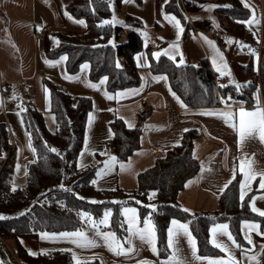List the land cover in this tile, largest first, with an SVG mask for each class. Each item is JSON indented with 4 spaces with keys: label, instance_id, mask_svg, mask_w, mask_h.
<instances>
[{
    "label": "crops",
    "instance_id": "1",
    "mask_svg": "<svg viewBox=\"0 0 264 264\" xmlns=\"http://www.w3.org/2000/svg\"><path fill=\"white\" fill-rule=\"evenodd\" d=\"M71 1L19 0V3H25L31 7L32 14L37 12L42 18H26L29 25L26 36L22 40L21 50L5 47L0 41V85L2 87L0 92V122L5 121L7 123L10 139L15 150L12 185L14 183L17 186L16 190L26 187L28 175H25V171L28 173L29 165L36 159V154L28 147L31 137L27 135L29 132L25 127L22 111L28 105L35 107L43 112L46 126L51 133H56L58 128L56 115L51 110L50 85L57 87L60 91L62 88H66V93L73 97L75 103L80 97H90L92 99L93 109L91 113L94 116V120L91 126H89L87 117L86 133L88 136V150L85 151L84 143L82 150L84 155L81 156L80 153L78 158V163L82 165L78 167L80 171L91 167L96 168L97 171L104 168V162L112 156L117 158L112 143L113 133L110 127V123L114 118H120L128 128H134L138 125L139 115L143 114L147 108L150 107L151 109L150 115L143 125L140 149L135 151L127 161L117 160L110 168L104 169L100 176L96 175L94 186L104 194V199L98 202L106 201L107 196L112 192L117 195L115 197L120 195L126 199L125 193L138 190L139 174L151 168L158 158L164 157L169 149L178 145L185 133L183 131L185 128L199 131V136L194 140L193 153L204 169L202 172L200 168L198 174L186 183L187 186L185 185L178 195V201L182 205V208L188 209L187 212L190 214L201 215L220 208L221 195L227 188L225 185L228 186L234 180L233 177H236L240 173L239 161L245 155L254 160L253 166L255 168L264 170V143H261L258 138H251L243 145H238L237 132L229 124H226L219 116L203 114L206 111H224L226 109L224 103L222 106L216 108L191 109L182 107L171 94L174 91L166 75V80H153L154 76L164 74H154L150 71V61L146 52L148 47H151L154 52H158V50L156 51L157 48L163 47L159 49L161 51L167 49L172 43H178L179 48L174 53L177 58L175 61H180V54L182 53L185 65L200 66L203 62H208L219 78H226L230 83L231 77L228 73L230 72L231 74L233 72L238 82L237 84L240 85L243 83L240 67L250 61L252 56L250 48L258 53L259 60L255 56L258 64L260 61V49L264 46V0H241L244 5L247 3V7L251 11L250 19L254 17L255 21H258V23H246L248 32L253 35L255 42L258 44L257 49L237 35L229 33L227 39L221 42L212 38L203 30L204 25L226 29L224 23H222L223 20L218 16L216 10L218 8H229L233 0H182L185 11V18L183 20L165 10L164 6L169 0L167 2L165 0H158V12L161 18H155V29L163 43L158 46L157 44H152L151 40L143 38L144 50L135 56L136 65L140 70L141 83L137 87L125 89L135 90L134 93L114 99H108L105 95L107 93L115 97L117 93H110L108 91L107 80L102 84L100 83L102 78L98 81L91 80L90 63H82L76 73L68 71L67 59L60 61L58 64L46 63V61H59L61 57H51L49 54L51 50L59 45V34L83 35L88 31L86 19L74 17L67 11V5ZM122 5L123 1L120 5L118 4V7L121 8ZM207 5H215V7L208 8L206 7ZM166 14L174 15L180 20L184 31L180 35L179 40L176 37L177 29L165 18ZM5 19L4 22H7L10 18ZM23 19L25 20V18ZM139 19L142 20L143 27H145L143 19ZM79 20H83L84 24L76 22ZM43 26L49 28V33L41 36L40 42L36 43L35 36L41 32ZM203 37H207L213 41L215 47L223 54L224 63L227 65L224 68L226 73L224 76H221L213 66L212 59L215 53ZM123 38L124 36L121 35V41ZM62 56L67 57V55ZM84 64H87L89 67L82 69L81 66ZM70 76L78 77V79H68L67 77ZM89 82L96 84L97 87H90ZM28 84L32 85V90L27 88ZM46 89L47 92L45 91ZM258 90L262 106H264L262 90ZM118 92H124V90ZM228 104L232 105L231 110L233 111H237L240 107V101L233 99L229 100ZM243 107L248 110L254 108L246 107L244 103ZM109 109L112 110L109 111ZM129 125L132 127H129ZM109 130H111V133ZM129 161L131 162L130 166H128ZM121 163L125 165L123 170L121 169ZM17 164L20 165L19 171L16 167ZM259 180L260 177L257 176L255 180L250 182L245 196L251 191H255L250 203L254 202L258 209L264 210V198H262L264 197V189L259 187ZM229 181L231 182L229 183ZM253 198H255L254 201ZM108 208L112 210L111 207ZM123 208L137 209L140 227H143V221L137 207L123 205ZM255 213L259 215L258 212ZM122 216L126 228L123 236L118 235L110 225L107 226L108 229L106 230H102L100 227L99 230L113 231L116 233L117 238L123 242L129 234L127 232L128 224L126 223V217L124 214ZM245 221L258 224L259 229L249 230L244 224ZM219 224L227 223L215 225ZM188 229L192 234L189 225ZM79 230L86 232L89 237H94L97 240V246L82 249L68 240L41 239L40 233L22 234L6 242L12 248L26 250L28 254L29 250L36 252L37 255L35 256L29 254L32 257L53 254L55 252L66 253L71 259L73 252L82 259L94 255L96 259L89 261V263L94 264H101V261H103V264H136V261L141 259H147L155 262V264H160L172 252V249L168 248L169 254L167 256L156 255L151 251V247L147 243H142L134 238L133 242L137 246L136 252L127 256H118L109 251L103 240L95 235V230L92 227L85 228L82 226ZM228 231L231 232L229 225ZM240 231L243 243L240 244L235 239L242 246L240 248L233 246L231 241L227 239V236L219 232L215 238L217 241L230 247L232 254L239 261V264H250L249 257L252 255L256 256V260L251 261V264H257V262L258 264H264V252H261V245H264V235L259 234V232L264 231V226L256 220H244L241 222ZM246 235L251 238L252 244L248 243ZM124 246L128 247L127 244ZM175 246L179 248L180 255L189 264H207V261L193 260L187 237L183 234L182 230L175 237ZM212 246L214 245L212 244ZM156 247L158 249L157 239ZM22 249L20 250L22 251ZM42 249H47V251L42 252ZM61 249L66 250L61 251ZM197 249L198 255H200L198 244ZM218 250L222 253L220 256L209 257H227V253L222 252L220 249ZM242 253H248V255L246 256ZM72 262L74 263L73 260ZM0 264H17V262L7 249L0 247Z\"/></svg>",
    "mask_w": 264,
    "mask_h": 264
},
{
    "label": "trees",
    "instance_id": "2",
    "mask_svg": "<svg viewBox=\"0 0 264 264\" xmlns=\"http://www.w3.org/2000/svg\"><path fill=\"white\" fill-rule=\"evenodd\" d=\"M122 1L117 0V4L120 5ZM182 4V0H169L164 8L183 20L185 11ZM67 11L74 17L86 19L88 31L83 35L59 34L60 43L49 52L50 56L67 55V69L70 73H76L82 63H90L91 80L98 81L107 77L110 93L139 86L141 76L135 56L144 50L141 34L137 31L128 32L121 41L124 28L114 27L110 23L103 24L102 21L112 16L111 5L107 0H72L67 5ZM216 13L229 33L257 49L258 44L244 23L250 19L251 11L241 0H233L229 8H218ZM125 22L136 29L143 28L142 20L135 16L127 15ZM112 38H115V44L109 43ZM146 52L150 71L166 75L171 88L188 108L220 107L223 104L220 101L222 96H230L235 101H242L246 107H254L258 89L262 90L264 97V46L260 49L259 64L252 55L250 61L240 67L243 83L239 90L226 78H219L208 62L200 66L178 64L167 56L156 59L152 56L154 51L151 47ZM118 59L122 60V66L117 67ZM1 88L0 85V92ZM50 88L51 110L58 123L56 133L48 130L42 111L30 105L22 111L25 127L36 149V159L28 167V180L24 189L12 191L15 150L7 123L0 122V214L8 217L0 220V233L6 241L22 234L75 231L82 227V211L99 219L108 207L113 209L111 227L123 236L126 229L121 211L123 205L137 207L142 221L149 212L152 213L159 255L162 257L169 254L167 230L173 218L190 226L202 256L222 254L210 243L209 230L215 224L227 223L240 244L243 243L240 231L242 221L256 220L264 226V216L256 214L249 206L255 191L247 194L244 201L239 198L240 173L222 193L218 210L194 215L182 208L178 195L201 168L200 161L193 153L194 140L199 136L196 129L185 132L178 145L169 149L164 157L158 158L151 168L139 174L138 190L125 193L126 202L88 201V198L104 199L103 192L91 183L96 177V168L80 171L77 167L84 148L87 117L93 109L92 99L80 97L75 103L70 94L52 85ZM150 112L149 107L139 115L138 125L134 128H128L120 118L111 121L112 143L118 161H127L140 149L143 122ZM45 141L49 148L58 149L59 155L46 149ZM69 176L73 185L67 188L64 182ZM61 184L65 187L61 188ZM153 191L157 192L156 211L147 207L150 204L149 194ZM26 208L28 210L21 215V211ZM20 253L28 264H74L71 257L62 252L38 257L30 256L24 249Z\"/></svg>",
    "mask_w": 264,
    "mask_h": 264
},
{
    "label": "snow or ice",
    "instance_id": "3",
    "mask_svg": "<svg viewBox=\"0 0 264 264\" xmlns=\"http://www.w3.org/2000/svg\"><path fill=\"white\" fill-rule=\"evenodd\" d=\"M125 2H128V0H125ZM167 2V0H165ZM245 6L247 7V3H245ZM206 7L212 8L215 7V5H207ZM67 15V13H66ZM71 18V17H70ZM165 18L174 25V27L177 29L176 37L177 40H179L180 35L183 33L184 29L181 25V22L179 19H177L176 16L171 14H166ZM77 23L84 24L83 20L76 21ZM121 23L118 20H115V17H113L112 21L105 20L102 21L103 24H109V23ZM255 21V18L253 17L249 21H244V23L251 24ZM202 35V34H201ZM203 39L206 41V43L212 47L215 55L212 59L213 66L215 67L216 71L221 75L224 76L226 73L224 71V68L227 67V65L224 63V57L223 54L220 52L218 48L215 47L214 42L209 40L207 37H203ZM58 43V41H57ZM109 43H112L110 40ZM179 48L178 43H172L169 45L167 49H163L159 52L152 53V56L155 58H159L161 55L167 56L169 59L175 61L176 55L175 50ZM250 51L252 55L257 57V60H259L258 53L254 49L250 48ZM181 59L179 61L180 64L184 63L182 53ZM66 56H61L59 61H46V63L49 64H58L60 61L66 60ZM139 66V65H138ZM82 69L88 68L89 66L87 64H84L81 66ZM117 67H119V63H117ZM230 75V72L228 73ZM68 79H78V77H67ZM167 77L165 75L160 76H154L153 80H166ZM107 80V77L102 78L100 83H104ZM230 83H235V81H230ZM89 86L92 88H96V84H92L89 82ZM221 87H225V85H221ZM241 85L236 84L237 90ZM47 92V89L45 90ZM171 91V89H169ZM135 90H124V92H117L115 94V97L108 95L105 93L106 97L108 99H114L119 98L123 95L134 93ZM173 97L176 98V100L181 104L182 107L187 108V105L184 104V102L176 95L175 92L171 93ZM232 100V97H220L221 103H224L226 105V109L221 112H211L206 111L203 114L204 115H216L219 116L221 119L224 120L226 124H229L230 127H232L238 135L237 144L243 145L248 139L251 138H258L261 143H264V106H262V101L259 95V90H257V94L255 96L256 100V106L251 109H245L243 107V102H240V107L237 111H233L232 105L228 104V101ZM235 103V102H234ZM75 107V105H73ZM112 109H109L111 111ZM94 120L93 114L90 112L88 114V124L91 126L92 122ZM129 127H132L129 125ZM111 133V130H109ZM183 131L187 132L189 129L185 128ZM27 135H31L30 133H27ZM179 143V142H177ZM88 136L87 133L85 134V151L88 150ZM28 147L33 151V153L36 152V149L32 146L31 140H29ZM45 148L49 151L56 153L59 155L58 149L55 147H50L47 145V142L45 141ZM84 155V152H81V156ZM117 158L115 156H112L109 160L104 162V168L97 170L96 175L100 176L101 173L104 171V169L110 168L114 163H116ZM130 161L129 165L130 166ZM254 160L245 155L243 158L239 161V171L243 177V179L240 180V200L244 201V197L246 194V189L249 188L250 182L255 180L257 176L260 177L259 180V187L261 189H264V170H260L255 168L254 166ZM81 164H77V167H81ZM17 170L19 171L20 165L17 164ZM125 168V165L121 163V169L123 170ZM201 171L203 172V166L201 167ZM235 171V170H234ZM25 175H28L27 171H25ZM235 178V176L233 177ZM231 181H229L230 183ZM91 183L95 184L96 181L92 180ZM187 186V185H186ZM16 185L13 183L12 185V191H16ZM61 188H64L65 186L63 184L60 185ZM227 187V185H225ZM67 191H71V189H66ZM78 195V194H77ZM150 197L154 196L155 193H150ZM83 199V197H80ZM264 198V197H262ZM255 198H253L254 201ZM95 202V201H93ZM254 212H258L260 216H264V210H260L255 206V203L252 202L249 205ZM148 208L155 210L157 208V205L155 204H149L147 205ZM185 211H188V209H184ZM122 214L126 217V223L128 224L127 232L128 236L124 239L123 242L117 238L116 233L113 231H100L99 225L103 224L108 226L110 224V216H111V210H105L104 215L102 219H100L98 222L91 218L90 213L87 212H81L80 216L81 218H88V222L91 224V227L95 230V235L99 236L105 246L109 249V251L115 253L116 255H124L127 256L129 254L135 253L137 250V246L134 244L133 240L138 239L142 243H147L151 247V251L158 255V249L156 247V225L154 224L153 220L151 219L152 213L149 212L148 216L144 217L143 219V227H140V219L137 213V209L135 208H123ZM23 213H21L22 215ZM3 214H0V220L7 219ZM244 224L247 226L249 230H258L259 225L256 223H251L248 221H245ZM170 227L168 228V248L172 249L171 254L165 261L160 262V264H189V262L180 255L179 248L175 246V237L178 236L183 231V234L187 237L189 247L191 249V256L193 260L197 261H207V264H239V261L236 259V257L232 254L231 249L228 245L217 241L216 234L219 232L223 235L227 236V239L231 241V244L237 248L242 247L240 244L237 243L235 238L233 237L232 233L228 231V225L227 224H219V225H213V227L209 230L210 231V243L214 245V247L220 249L222 252L227 253V257H209V256H200L198 255V249H197V241L196 238L191 234L190 230L188 229V225L185 223H181L179 220L173 218L170 221ZM123 226V225H122ZM260 235H264V231L259 232ZM41 239H62V240H68L69 242L75 244L77 247L86 249V248H92L97 246V240L94 237H89V235L86 232L80 231L79 229L71 232H60V233H48V232H41L40 233ZM246 239L248 240L249 244H252V240L250 237L246 235ZM127 244L128 247H125L124 245ZM66 249H61V251H65ZM42 252H46L47 249H42ZM70 251V249H68ZM261 252H264V245H261ZM30 255H37L36 252H33L29 250ZM243 255H248V253H242ZM96 257L93 255L91 257L87 258H80L77 256L75 252L72 253V260L74 261V264H89L90 260H94ZM256 260V256L252 255L249 257V262L251 264V261ZM101 264H103V261H101ZM136 264H155L153 261H149L147 259H141L137 260ZM258 264V262H257Z\"/></svg>",
    "mask_w": 264,
    "mask_h": 264
},
{
    "label": "rangeland",
    "instance_id": "4",
    "mask_svg": "<svg viewBox=\"0 0 264 264\" xmlns=\"http://www.w3.org/2000/svg\"><path fill=\"white\" fill-rule=\"evenodd\" d=\"M107 1H109L112 9V16L108 20L112 21L113 17H115V20L121 22V23L113 22L110 24H112L114 27L118 26L124 28V30L121 33L123 36H126L128 32L137 31L141 34V36L144 39L151 40L152 44H157L158 46H160V44L163 43L162 39L160 38V36L158 35L155 29V23H156L155 18H161L159 17V12H158L159 11L158 0H128V2H125V0H123V5L121 8L118 7V4L116 3L117 0H107ZM128 14H132L137 18H142L145 23V27L136 29L134 27L128 26L125 22V18ZM5 18H10V19L7 22H4V20H6ZM23 18H25V20ZM26 18H42V16L40 17V14H38L37 12L32 14L31 7L26 5L25 3L24 4L19 3V0H0V41L3 46L12 48L14 50L15 49L21 50L23 43L22 40L26 36L27 27L29 25L27 22L28 20H26ZM111 41H112L111 44H115L116 42L115 38H112ZM162 48H157L156 51L158 50L159 52L160 51L159 49ZM118 63L119 66H122L123 64L121 59H118ZM177 63L180 64L178 60ZM230 77H231L230 81H235V83L232 84L236 85L238 82L235 79V75L233 72H231ZM64 185L67 188L73 185V180L71 179V176H69L65 180ZM151 193H155V195L150 197V204H155L158 206V203L156 202L157 192L153 191ZM115 196H117L115 193L113 192L110 193L107 196L106 201L112 203H124L127 201V199L123 198L120 195L118 197ZM87 200L90 202L99 201L98 199L95 198H88ZM108 209L109 208H107L106 210ZM156 209L154 211H156ZM27 210L28 208L22 210L21 213H24ZM112 210H111V215H112ZM83 212H87V211H83ZM91 218L94 219L92 215ZM99 220L97 219L96 221L98 222ZM82 222H83L82 225L83 227L85 228L91 227V224L88 222L87 217L82 218ZM109 225L111 226V224ZM99 227L102 230L108 229V227L103 224H100Z\"/></svg>",
    "mask_w": 264,
    "mask_h": 264
},
{
    "label": "built area",
    "instance_id": "5",
    "mask_svg": "<svg viewBox=\"0 0 264 264\" xmlns=\"http://www.w3.org/2000/svg\"><path fill=\"white\" fill-rule=\"evenodd\" d=\"M203 30L208 35H210L212 38H215L216 40L221 41V42L225 41L227 39V36L229 35V32L226 29L214 28L210 25H204ZM48 33H49V28L47 26H43L41 32L35 36L36 43L40 42L41 36H45ZM27 88L29 90H32V85L28 84ZM61 91L63 93H66L67 89L62 88ZM0 247L7 249L8 252L11 253L12 256L15 258L17 264H28L21 256L20 250L18 248H12L11 246H9L6 240L2 237L1 233H0Z\"/></svg>",
    "mask_w": 264,
    "mask_h": 264
}]
</instances>
